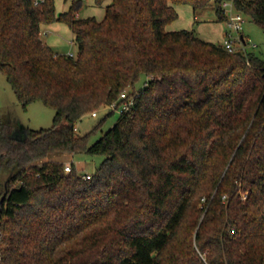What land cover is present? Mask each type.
I'll use <instances>...</instances> for the list:
<instances>
[{
  "label": "trees",
  "instance_id": "1",
  "mask_svg": "<svg viewBox=\"0 0 264 264\" xmlns=\"http://www.w3.org/2000/svg\"><path fill=\"white\" fill-rule=\"evenodd\" d=\"M82 4L0 0V74L54 111L47 129L0 120L1 263L264 264V59L166 29L178 4L222 21L218 2L109 0L101 19ZM235 7L264 30V0ZM54 21L74 57L41 40ZM123 91L129 111L76 133ZM78 154L103 157L89 179L64 172Z\"/></svg>",
  "mask_w": 264,
  "mask_h": 264
},
{
  "label": "rangeland",
  "instance_id": "2",
  "mask_svg": "<svg viewBox=\"0 0 264 264\" xmlns=\"http://www.w3.org/2000/svg\"><path fill=\"white\" fill-rule=\"evenodd\" d=\"M56 9L61 12L68 7V0H54ZM178 14L177 18L168 24L167 30L188 29L193 30L194 34L206 41H211L221 45L225 27L222 21L217 19L216 13L212 7L203 9L193 14L189 5H175ZM93 15L101 17L103 15V5L96 4L93 0H84L76 16ZM243 34L248 37L252 43L257 46L251 48L246 47L247 51H252L264 59V31L255 25L249 17H245L243 25ZM40 37L46 42L54 52L60 55H67L69 52H75L76 46L72 41L71 30L62 22L54 21L49 24H42L40 27ZM143 78L137 84L141 85ZM94 111V110H93ZM96 116L88 114L83 115L76 123V133L84 134L88 132L98 120H100L108 111L106 106H100L95 109ZM92 112V111H91ZM54 111L45 106L41 101L29 103L26 107H22L17 101L16 96L6 81L5 77L0 74V120H10L13 126L21 123L33 130L47 129L52 125ZM119 111L112 113L105 118L101 127L95 131L91 140L98 138L116 121ZM15 127V126H14ZM13 128V127H12ZM19 137V134H16ZM66 157H64L65 160ZM103 157L101 155L78 154L72 158L67 157L65 164L72 163L78 173H92L99 166ZM69 163V164H70ZM64 164V165H65ZM1 198V195H0Z\"/></svg>",
  "mask_w": 264,
  "mask_h": 264
},
{
  "label": "built area",
  "instance_id": "3",
  "mask_svg": "<svg viewBox=\"0 0 264 264\" xmlns=\"http://www.w3.org/2000/svg\"><path fill=\"white\" fill-rule=\"evenodd\" d=\"M43 0H34V4H39ZM82 2L84 0H81ZM210 3L218 2V9L220 16L222 17V22L225 27L223 39L221 42V46L228 53H234L239 51L243 54L247 52L246 47L249 45L251 48H255L257 45L252 43L251 40L243 34V25L245 23V15L238 11L235 7V0H209ZM76 53H68L67 56L74 57ZM134 101V97L127 94V92L123 91L119 94V98L117 101H114L108 104L106 107L111 111H119V114L127 112L130 110ZM90 115L95 117L96 111L90 112ZM76 131V126L74 127ZM71 171V164L67 163L64 165V172ZM92 173H84L82 174L83 179H89ZM224 199V197H223ZM262 217H263V225H264V205L262 206ZM1 232H0V248H1ZM0 264L1 256H0Z\"/></svg>",
  "mask_w": 264,
  "mask_h": 264
},
{
  "label": "crops",
  "instance_id": "4",
  "mask_svg": "<svg viewBox=\"0 0 264 264\" xmlns=\"http://www.w3.org/2000/svg\"><path fill=\"white\" fill-rule=\"evenodd\" d=\"M64 1H67V0H64ZM72 1H74V0H68V7H69V5L71 4V2ZM109 2V0H105L104 2H102L101 4H99V5H103V14H104V5H106L107 3ZM68 7L65 9V10H63V11H66L67 9H68ZM55 9H56V7H55ZM62 12V11H61ZM56 13H59V11L56 9ZM86 16H93V15H86ZM86 16H80V17H86ZM103 16V15H102ZM102 16L101 17H96V16H94L95 18H97V19H101L102 18ZM166 29H167V27H166ZM72 33V32H71ZM224 34V33H223ZM72 41L74 42V36H73V33H72ZM46 43V42H45ZM47 44V43H46ZM74 44H75V42H74ZM76 46V45H75ZM77 52V47H76V51L75 52H69V53H76Z\"/></svg>",
  "mask_w": 264,
  "mask_h": 264
},
{
  "label": "water",
  "instance_id": "5",
  "mask_svg": "<svg viewBox=\"0 0 264 264\" xmlns=\"http://www.w3.org/2000/svg\"><path fill=\"white\" fill-rule=\"evenodd\" d=\"M264 31V30H263ZM16 138H17V136H15ZM4 187H5V191H4V194L1 196V198H0V204H1V202H2V200H3V198H4V195H5V193H6V190H7V188H6V182H5V184H4Z\"/></svg>",
  "mask_w": 264,
  "mask_h": 264
}]
</instances>
